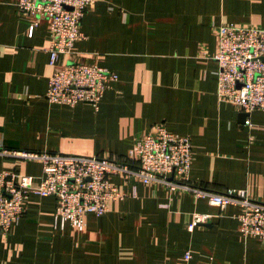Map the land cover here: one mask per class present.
Here are the masks:
<instances>
[{
    "label": "crops",
    "instance_id": "1",
    "mask_svg": "<svg viewBox=\"0 0 264 264\" xmlns=\"http://www.w3.org/2000/svg\"><path fill=\"white\" fill-rule=\"evenodd\" d=\"M18 3L0 0V148L121 160L163 125L191 140L192 185L264 203V112L218 98L215 60L222 25L264 29V0H93L85 37L61 63L117 76L97 108L46 100L51 23L21 14ZM0 170L39 178L42 164L0 156ZM111 181L128 198L86 215L81 227L55 224L56 200L32 195L24 217L0 235V264H264V241L242 233L240 207L134 178ZM196 215L209 219L190 229Z\"/></svg>",
    "mask_w": 264,
    "mask_h": 264
},
{
    "label": "built area",
    "instance_id": "2",
    "mask_svg": "<svg viewBox=\"0 0 264 264\" xmlns=\"http://www.w3.org/2000/svg\"><path fill=\"white\" fill-rule=\"evenodd\" d=\"M93 0H19L18 11L44 18L51 23L50 65L53 68L46 93L51 104L98 107L110 81L117 76L103 67L80 62L61 63L71 55L75 44L85 37L82 22ZM215 60L219 66L217 96L234 104L241 112H264V29L222 25L218 28ZM1 157H14L42 164L39 178L0 170V235L25 214L24 203L32 196L56 200L55 224L70 221L84 225L86 215L102 216L113 201L128 194L112 177L128 182L137 179L146 185L161 184L170 191L182 189L196 198L226 208L240 207L241 230L245 236L264 241V203L252 200L245 191L214 193L189 182L192 144L189 137L169 132L163 125L135 141L125 159L81 154H53L7 151ZM135 196V186H133ZM208 215H196L189 228L205 223ZM186 260L191 258L188 253ZM203 264H213L209 259Z\"/></svg>",
    "mask_w": 264,
    "mask_h": 264
}]
</instances>
